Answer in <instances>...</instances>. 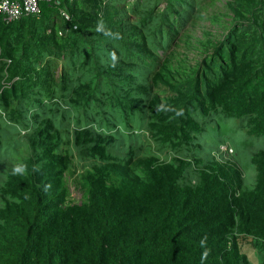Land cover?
Masks as SVG:
<instances>
[{"label": "trees", "instance_id": "1", "mask_svg": "<svg viewBox=\"0 0 264 264\" xmlns=\"http://www.w3.org/2000/svg\"><path fill=\"white\" fill-rule=\"evenodd\" d=\"M218 1L0 15V264H264V0Z\"/></svg>", "mask_w": 264, "mask_h": 264}, {"label": "rangeland", "instance_id": "2", "mask_svg": "<svg viewBox=\"0 0 264 264\" xmlns=\"http://www.w3.org/2000/svg\"><path fill=\"white\" fill-rule=\"evenodd\" d=\"M226 0H219L217 2L216 5H211L209 7V9L207 11H209L210 13H215L216 11H218L219 9H224V2ZM209 25V26H208ZM205 26H208V28H210L214 33L219 34L221 33V28H219V25H210V22L208 20L205 19H201L199 20V24L197 25V27L195 29L191 30V33L193 34V38H191V40L194 42L195 38H203V28ZM192 49L189 50V60L191 61H195V59H198V52L196 49H194L193 47H191ZM178 51L184 52L186 53V49L185 47L182 46V48H178ZM264 141L260 140L258 142L249 144V145H236V147H230L227 150H224L225 154L227 156H229L228 158H232L235 159L243 168L245 176L247 177L250 176L251 180H255L257 171L255 166L253 165L252 161H251V156L252 154L258 150L259 148L264 147ZM236 148V150H235ZM233 149V150H232ZM234 154V156H233ZM254 182H250L249 180L247 181V185L246 187L251 188L253 186ZM71 191H72V195L76 198V199H80L81 198V192L77 189H75L74 186H71ZM244 248L249 252V255L253 257V260L255 261V264H260V260H259V255H260V251L253 248L250 245L246 244L244 245Z\"/></svg>", "mask_w": 264, "mask_h": 264}, {"label": "built area", "instance_id": "3", "mask_svg": "<svg viewBox=\"0 0 264 264\" xmlns=\"http://www.w3.org/2000/svg\"><path fill=\"white\" fill-rule=\"evenodd\" d=\"M44 2L60 3V0H0V15L6 20H14L27 15H39ZM66 19L70 15L63 11Z\"/></svg>", "mask_w": 264, "mask_h": 264}]
</instances>
